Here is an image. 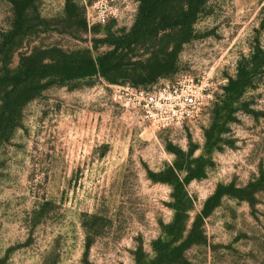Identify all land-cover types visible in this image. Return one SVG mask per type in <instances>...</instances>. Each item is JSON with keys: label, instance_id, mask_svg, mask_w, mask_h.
I'll use <instances>...</instances> for the list:
<instances>
[{"label": "rangeland", "instance_id": "rangeland-1", "mask_svg": "<svg viewBox=\"0 0 264 264\" xmlns=\"http://www.w3.org/2000/svg\"><path fill=\"white\" fill-rule=\"evenodd\" d=\"M0 264H264V0H0Z\"/></svg>", "mask_w": 264, "mask_h": 264}, {"label": "built area", "instance_id": "built-area-1", "mask_svg": "<svg viewBox=\"0 0 264 264\" xmlns=\"http://www.w3.org/2000/svg\"><path fill=\"white\" fill-rule=\"evenodd\" d=\"M107 17L105 14L99 15L98 22L99 24H105ZM130 88V85H127ZM136 90V95L139 97L140 100L146 102L148 105L157 106L158 105V95L156 93H147L143 89L140 88H132ZM196 103V100L193 96H187L184 98V105L188 108L193 107Z\"/></svg>", "mask_w": 264, "mask_h": 264}, {"label": "trees", "instance_id": "trees-1", "mask_svg": "<svg viewBox=\"0 0 264 264\" xmlns=\"http://www.w3.org/2000/svg\"><path fill=\"white\" fill-rule=\"evenodd\" d=\"M100 64H101V65H103V61H102V62H100ZM88 65H89V64H88ZM90 65H92V66H93V64H91V63H90ZM128 84H130V85H133L134 87H138V86H135V85H134V84H132V83H128Z\"/></svg>", "mask_w": 264, "mask_h": 264}]
</instances>
